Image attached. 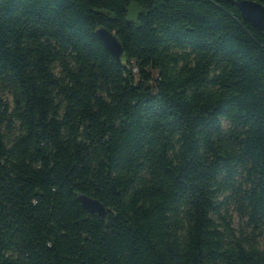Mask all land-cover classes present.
Instances as JSON below:
<instances>
[{"label": "trees", "instance_id": "trees-1", "mask_svg": "<svg viewBox=\"0 0 264 264\" xmlns=\"http://www.w3.org/2000/svg\"><path fill=\"white\" fill-rule=\"evenodd\" d=\"M236 1L0 0V264H264V32Z\"/></svg>", "mask_w": 264, "mask_h": 264}, {"label": "water", "instance_id": "water-1", "mask_svg": "<svg viewBox=\"0 0 264 264\" xmlns=\"http://www.w3.org/2000/svg\"><path fill=\"white\" fill-rule=\"evenodd\" d=\"M241 18L244 22L249 23L255 29L264 32V7L256 2L249 0H237L235 3ZM96 37L102 43L105 50L116 60L123 55L122 47L114 33L104 28H99L95 32ZM78 201L84 211L89 214H95L104 220L107 212L104 206L95 199L80 195Z\"/></svg>", "mask_w": 264, "mask_h": 264}, {"label": "rangeland", "instance_id": "rangeland-1", "mask_svg": "<svg viewBox=\"0 0 264 264\" xmlns=\"http://www.w3.org/2000/svg\"><path fill=\"white\" fill-rule=\"evenodd\" d=\"M138 13H139L138 7L136 5H131L129 7L127 21L131 23H136ZM232 217H233V226L237 231H242L248 234L250 233L251 229L245 226V221L243 219H240L235 213H232Z\"/></svg>", "mask_w": 264, "mask_h": 264}]
</instances>
